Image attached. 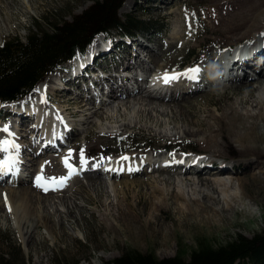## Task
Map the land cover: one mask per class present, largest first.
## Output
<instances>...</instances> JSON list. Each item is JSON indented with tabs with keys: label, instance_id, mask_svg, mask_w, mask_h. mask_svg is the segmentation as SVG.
Wrapping results in <instances>:
<instances>
[{
	"label": "rangeland",
	"instance_id": "1",
	"mask_svg": "<svg viewBox=\"0 0 264 264\" xmlns=\"http://www.w3.org/2000/svg\"><path fill=\"white\" fill-rule=\"evenodd\" d=\"M92 1L30 0L31 6H27V0H13L11 7H9L6 1L2 0L1 15H7L10 18V22L7 29L2 30L0 28V45L11 38L23 40L25 36L35 31L34 23L44 30L46 28L43 21L45 17L52 20L58 19L56 24L62 28L63 25L66 26L72 23L77 17H82V14L90 7L93 8L95 5L94 1L92 6H90ZM164 1L159 0L160 3ZM170 1H165L168 4L164 9L163 4L149 2V0H138V4L133 9H130L132 12L139 10V17L145 12H152L155 17L168 25V30L162 35L163 39H159L157 42L158 48L157 44L154 43L156 51H158L156 59L160 62L159 68L165 65L173 66L179 64L183 58L184 62H189L194 57L203 59L202 55L196 56L199 52L206 53L208 51L209 54H213L223 47L242 45L247 40L255 39L264 25L263 22L257 30L252 31L251 29L248 36L246 37L243 34L246 38L241 39V34L222 33L220 25L221 19L226 17L225 6L222 3H227L228 7L235 1ZM242 1L248 4H253L254 2V0ZM242 1L238 3H242ZM97 2L102 3L100 0H97ZM156 5H158L157 7L160 6L161 9L156 10ZM94 8L97 7L94 6ZM198 8H203L208 15L200 13ZM124 9L125 7L122 9L123 13ZM261 18H264V12H262ZM0 27H4V24H0ZM44 31H48V29ZM176 34L179 36L183 35L184 39H189L187 40V45L184 44L183 48L181 43L176 46V40L171 38ZM183 38L181 37L179 40ZM160 42L164 45L171 43L172 46H164L162 49ZM187 50H191V54H188ZM148 52L153 54L154 50H148ZM123 56H126L125 52ZM152 66H155V62H152ZM232 83L233 85L227 84L223 88L213 89L212 91L215 92L210 91L190 98L184 97V100L181 98L177 101L175 100V102H170L172 99L168 100L167 103L170 104L172 110L174 109V104L182 105L180 107L181 111L186 109V112L183 113L192 120V124L186 126L182 124L181 119L184 115L175 113V110L170 112V109H168L167 114L165 112L162 115H160V112L152 110L150 115L147 116L146 112L143 111L147 106L141 104L139 99L135 100L134 96L125 99L119 95L118 98L116 97L118 99L117 103L106 107L103 105L100 110H94L97 114H93L92 117L88 116L89 118L84 115L85 112L82 114L80 111H78V114L75 113L76 107H72L70 110L76 115L77 129H84L86 132H90V140H86L88 142L86 143V150L80 149L76 154L81 155L82 151L84 156L101 151H114L125 144L117 145L114 140L122 142L130 139L131 142L126 145L135 146L145 144L139 142V139H145L152 145L161 143L169 145L172 143V139H183V141L193 142L192 147L201 153H205L206 158L216 154H224L226 157L238 159L243 164L247 158L254 162L256 161L253 159L255 154L249 151L251 147L264 151V104L257 105L258 108L256 110H251L253 106H256L255 99L250 98L252 94L256 95L253 91L256 86L254 81L241 83L232 81ZM234 84L237 87H234ZM130 87L134 88V86ZM224 89V92L220 91ZM118 91V89L115 91L116 94ZM126 101L129 104L127 107L122 104ZM160 103L162 104L160 105L161 111L165 102ZM80 106H82V103ZM89 111H93L92 107L89 108ZM187 111L192 115H189ZM173 113L172 118L174 121L168 123L167 116ZM86 121H90L91 124L87 125ZM158 123H161V126H158ZM175 124L178 125L180 130L178 135H173L176 132L173 129ZM252 125L256 127L254 130L250 128ZM121 127L124 130L123 133L130 132L126 133L129 137H98L97 135L100 129L109 128V130H115ZM139 127L142 130H139ZM187 129L193 131V133H188ZM204 137H207V141ZM226 137L233 141V144L228 143ZM76 140L78 141L79 139ZM240 146H246V149L240 151ZM233 148L235 150L232 151ZM237 150L246 155H240L241 157L232 156V152ZM74 154L75 151L71 152L70 155ZM262 161L264 162V159ZM53 165L55 167L54 173L59 174L62 172V169L58 168L56 163H53ZM249 166L243 167L247 169H245L246 171H242V167L237 170H231L232 172L229 171L232 175L243 179L244 184L240 188L234 182V185L232 184L233 186L230 187L229 192L237 198V201L232 202V205H235L234 213L225 214L227 219L223 221L220 214L216 213L219 206L214 203V199L202 198L200 193L196 195L198 201H194V203L188 202L189 208L182 206L184 203L182 200L176 201L170 196L167 197L166 202L163 204L166 207L163 205H160L159 208L158 206L153 207V195L148 192L149 189L143 184L146 181H151L150 177L152 175H155L156 179L166 176H175L176 178L182 176L191 179L193 182L196 177L204 178L209 174L174 175L172 173L173 169H170L168 173L159 171L155 174L147 175L148 178L144 176L133 178L135 181L133 179V181L127 180L130 182L128 185L123 184L126 179L124 177L118 178V180L100 178L102 182L95 187L96 189L88 186L90 184L88 182L89 177L88 179L84 178L77 181V183L75 182L73 188H68V185L63 193H59L60 196L65 195L66 197L75 193V200L82 207L81 210L75 209L74 218L67 219L63 216V213H59V211H63L61 204L57 202L50 204L47 212L48 214L50 213L51 223L56 229L53 240L50 235L46 234L47 231H45L46 229L41 220L35 221L33 219L35 214H32L33 216L30 220L33 226V238H31V241H23L13 228L11 219L4 221V223L0 222V256L9 257V259H21L25 264H61V262L66 264L67 260H73L72 263L75 264H106L113 259L121 258L123 255L128 257L130 251H133L144 255L153 254L157 260H161L170 259L176 256L177 253L187 255L195 248L196 240L198 239L207 241L213 248H216L224 246L238 235L244 238H251L257 234H264V171L260 174L261 177L251 178L253 176L248 173L255 171L252 166ZM262 170H264V167ZM47 172H50L49 167ZM53 180L55 181L57 178H53ZM114 182L118 183V189L116 190H112V183ZM56 185L59 184L53 182L50 185H46V187L56 188ZM188 196L190 194L184 192L183 197L187 198ZM216 196L217 194H213L214 198ZM116 198L120 199L121 204L117 203ZM54 200H56L55 196ZM207 204L211 208L207 207L203 211L201 209L202 205L208 206ZM35 208L37 209L35 206L34 211H32L34 213ZM56 208L58 209L57 212H55ZM36 212H41V209H37ZM58 214L63 218L61 227L56 224L60 220ZM25 237L28 239V234ZM37 256L43 258L39 261Z\"/></svg>",
	"mask_w": 264,
	"mask_h": 264
},
{
	"label": "bare ground",
	"instance_id": "2",
	"mask_svg": "<svg viewBox=\"0 0 264 264\" xmlns=\"http://www.w3.org/2000/svg\"><path fill=\"white\" fill-rule=\"evenodd\" d=\"M4 1H6L7 6L11 7L13 0H4ZM231 1H235V2L230 4L227 7V10L225 11L226 17L221 19L222 21H221L220 25L222 27L221 28L222 33H226V34L232 33L234 35L241 34V37H242L241 39L246 38L248 36L249 32L251 31V29H252V31L257 30L258 27H260L261 23L264 22V18L263 19L261 18L262 12H264V0H254L253 4L245 3L242 0H231ZM240 1H242V3H238ZM26 5L31 6L30 0H27ZM1 6H2V0H0V24L3 23L4 27H0V28L3 30L5 28L7 29L9 27L8 24L10 22V18L7 15H3V16L1 15V11H2ZM2 14H3V12H2ZM95 30H97V29H93L91 31H88L87 33L89 34L90 32L95 31ZM261 30L264 31V25L262 26ZM243 34L246 37L243 36ZM181 37L183 38V35L179 36L178 34H176V35L172 36L171 38L173 40H176V42H177V40H179V38H181ZM255 39L256 40L258 39L257 36L255 37ZM155 44H157V48H158V43L155 42ZM255 44L261 45V47L256 48L257 51L253 54V57L247 56L248 58L245 57L244 59H242L243 63H240L239 61H237V63L239 64V68L236 72L239 75L238 77H239V80H241L240 82H244V81H247V80H245V77H248V75L245 74V70H243V68L248 67L251 70L253 68L254 71H259L257 73L255 80H254V82L256 83V86L253 89V91H254V93H256V95L252 94V96L250 97L251 99H253V98L255 99L256 106H253L251 110H254V109L256 110L258 108L257 105L264 104V71H263L264 70L263 69L264 59L260 60V63L263 65L259 64L258 61H255L256 58L259 56L264 57V52H263L264 49L262 48V46H263L262 43L257 44V42H256ZM249 46H252V44H249ZM246 48H248L247 43H244L242 45L239 44L234 53H237V55H243V52L245 51ZM254 48H255V46L250 48L249 52H251ZM218 57H220V55ZM250 58L253 61L252 63H251ZM200 59L201 58L198 57V60H200ZM128 61H129V56L127 57V59L124 62V65L126 67H128V64H129ZM137 61L140 62L141 61L140 58L134 59L133 64L136 63ZM240 76H241V78H240ZM52 78H53V76H49V78H47V80L50 82ZM70 81H72V79L67 80V82H70ZM113 84L117 85V81L116 82L114 81ZM227 84L228 83H219L217 86L220 88H223ZM230 85H233V83H230ZM218 87H215L213 89L216 90V89H218ZM234 87H237V85L234 84ZM118 88L119 87H117V86H115L114 88L112 87V92H113V89H114V91H116ZM39 89H40V87H39ZM213 89H211L210 91H212ZM124 91L127 92L128 90L124 89ZM133 91H136V93H132ZM139 91H141V88H137L136 90H130L129 92H131V94H129L128 96H124V97L127 98L130 96H134L135 100L139 99L141 104H143L144 106H147L143 110L144 112H146L147 116L150 115L152 110L153 111L155 110L158 113L160 112V115H162L165 112L167 114L168 109H170V112H173V110H175V113H179L180 115L181 114L184 115V117L181 118L182 124L184 126L192 124L191 118L186 116V114L183 113V112H186V109H184L185 111H181L180 107L182 105L174 104L173 105L174 109L172 110V108L170 107V104L165 102L164 100H161V99L156 100L151 94H149V93L146 94V92H144V93L140 92L139 93ZM141 93H143V94H141ZM51 94H52V97L54 99H58L60 96L58 91H56V90H52ZM196 95H198L197 92H193V93L190 92V93L183 95L181 98H183V100H184L185 99L184 97L190 98V97H194ZM66 96L69 97L68 95H66ZM103 96H104V94H103ZM120 96H122V95H120ZM116 97H117L116 93L113 92V98L116 99ZM13 101H17V100H13ZM13 101H10V102H13ZM85 102L86 101L82 100V101H80L79 104L76 103L77 106H76V109L74 110V112L77 114H78V111H80L81 114L85 112L84 115L85 116L87 115L86 117H88V116L92 117L93 114L94 115L97 114L94 111H89L90 107L88 108V105ZM127 102L128 101L123 102L122 104L127 107V106H129V104H127ZM160 102H165L164 108L161 111H160V108H161L160 105H162V104ZM178 102H180V101H178ZM81 103L83 104L82 106H80ZM78 107H80V108H78ZM53 108L59 111V107L53 106ZM83 108H85V109L81 110ZM93 109H94V107H93ZM50 112H51V110H49V108L45 109L44 110V116L48 117V114H50ZM187 112L189 113V115H192L189 111H187ZM237 113H236V115H238ZM173 115H174V113L170 116L166 115L168 123L174 121V119L172 118ZM16 116H18L17 112H16ZM19 123L22 126H24V123L21 121L20 117H19ZM86 123H87V125L89 123L91 124L90 121H86ZM158 126H161V123H158ZM250 128L252 130H254L256 127L252 125V126H250ZM173 129L176 131V132H174L173 135H178L180 132L178 125L175 124L173 126ZM139 130H142V129L139 127ZM148 131H150V130H148ZM187 132L191 133V134L193 133V131H191L189 129H187ZM184 133H185V131H184ZM166 135H167V133H166ZM204 138L207 141V137H204ZM226 140L228 143L233 144V141L229 140L227 137H226ZM247 148H250V147H247ZM243 149H246V146H240L239 150L242 151ZM233 150H235V148H233L232 151ZM240 151L237 150L236 152H232V156L241 157L243 155H246L244 153H241ZM249 151L253 152L255 154L253 159H255L256 161L251 162V159L247 158L245 160V163L243 164L241 170L246 171L247 169L243 168V167L250 165L254 168L253 170L255 171V172H251V173L249 172L248 173V174H250V176H253L251 178H254L256 176L261 177L260 174L263 173V171H264V170H262V168L264 167V162L262 161V159H264V151H259L255 147H251V150H249ZM126 156L127 155L122 156L121 159H120V157L117 158L116 161L120 160L119 164H118V169L116 171L117 174H120V173L128 174V173H130L128 168L133 166L134 163H137V160L134 159V157H126ZM220 156H224V154H222ZM31 160L33 161V163L37 162V160L35 158H33ZM199 174L201 175V173H198V175ZM144 176H146L148 178L149 175L148 176L144 175ZM111 178H119V177H112L111 176ZM127 178L123 182L124 185H128L130 183L127 180H132L131 178L130 179H127ZM150 178H151V181H146L143 184H145L146 187L149 189L148 192L151 195H153V197L151 196L153 198L152 199V206L153 207L158 206V208H159L160 205H163L166 202L167 197L170 196L171 198L176 199V201L182 200L184 202L182 206H184V208H189L188 202L194 203V201L195 202L198 201L196 198L197 197L196 195L200 193L202 195V198L205 197V198H208V200L214 199V203L219 206L216 213L218 212L220 214L222 221L227 219V216L225 214L234 213L233 209H235L234 208L235 205L233 206L232 202L237 201V198L230 194V192H229L230 187H232L234 185L233 184L234 182H236V185L240 188L243 187V184H244L243 179L239 178L238 176L232 175V173H230L229 170H227V169L215 170V171H213V173H211L210 175H208L207 177H204V178L196 177V180L194 179L195 181H193V182L191 181V179H187L186 177H182V176L179 178H176L175 176H171V177L166 176V177H162L161 179H156V176L152 175V177H150ZM8 180H11V182L14 184L19 183V181L15 180L14 178H9ZM88 182L90 183V184H88L89 187H91V188L93 187L94 189H96L95 187L99 186L101 184L102 180L98 177H94V178L89 177ZM138 182H139V180H138ZM54 183L59 184V185H56L55 186L56 188H49V187H46V185L44 183H40L41 185H43V187H41L38 185V183H34V184L30 183L29 185H26V183L24 181H22L20 184H17L16 188L0 187V222L4 223V221H8L9 219H11L13 228L20 235V237L23 239V241H27V240L31 241V238H33L32 237L33 226L31 224L30 220L33 216L32 214H35L33 219H35V221L41 220L44 228L46 229L45 231H47L46 234L50 235L52 240H53V238L55 237L54 233H55L56 229L53 226V223H51L52 220L50 219V215H49L50 213L48 214V212H47V210L50 208V204H52L53 202H57L58 204H61V206L63 207V211H59V213L60 212L63 213V216L66 217L67 219L68 218H74L75 217V215H74L75 209L81 210V207H82V205L80 206L78 201L75 200V196H74L75 193L74 194L70 193L72 196H69V197H66L65 195L60 196L59 193H63L65 191V188L67 187L65 184V181H61L60 179H57L54 181ZM112 184H113L112 190L118 189V183L114 182ZM24 185H26V186H24ZM134 185H136V184L134 183ZM130 186H132V185H130ZM73 192H75V191H73ZM184 192L186 194H190V196H188L187 198L183 197ZM231 193H233V192H231ZM4 194H6V196H7L6 200H5ZM213 194H217V196L214 198ZM54 196H55L56 200H54ZM117 203L121 204L120 199H117ZM35 206L37 207L38 210L41 209V212L37 213L36 208H35V213L32 212V211H34ZM163 206H165V205H163ZM207 207L211 208L210 205H208V206L202 205L201 209H203V211H204ZM201 209H198V210H201ZM55 210H56L55 212H57L58 209L56 208ZM212 210H214V209H212ZM51 214H52V210H51ZM58 216L60 217V220H58L56 222V224L59 227H61V224L63 222V218L61 217L60 214H58ZM27 234H28V239H26V237H25V235H27ZM42 258L39 256L37 259L40 261V259H42Z\"/></svg>",
	"mask_w": 264,
	"mask_h": 264
},
{
	"label": "trees",
	"instance_id": "3",
	"mask_svg": "<svg viewBox=\"0 0 264 264\" xmlns=\"http://www.w3.org/2000/svg\"><path fill=\"white\" fill-rule=\"evenodd\" d=\"M94 1L82 17L59 27L58 19L45 17L46 28L34 23L35 31L23 40L11 38L0 45V99L10 102L20 99L31 88L38 77L57 60L67 56L76 47H81L89 38L88 31L105 30L116 26L119 31L132 33L135 29L150 28L142 25L138 14L125 16L123 24L116 18L117 7L122 0ZM94 10L96 11L94 13ZM106 10V11H105ZM141 11V10H140ZM79 19V20H78ZM148 23V22H147ZM37 26V27H36ZM92 26V27H91ZM154 26V25H153ZM195 248L187 255L177 253L170 259L157 260L153 254L130 251L128 257L113 259L106 264H264V234L251 238L236 236L224 246L213 248L209 242L196 240ZM73 260H67L66 264ZM0 264H25L21 259L0 256ZM61 264H64L61 262Z\"/></svg>",
	"mask_w": 264,
	"mask_h": 264
},
{
	"label": "snow or ice",
	"instance_id": "4",
	"mask_svg": "<svg viewBox=\"0 0 264 264\" xmlns=\"http://www.w3.org/2000/svg\"><path fill=\"white\" fill-rule=\"evenodd\" d=\"M202 69H201V66L199 65H192L188 68H185L183 69L181 72H172L171 74L167 71H165L163 74H162V78L164 80L165 83H169L171 82L172 80L174 79H178L179 77L183 76V77H186L188 79H193V80H198L200 79V73H201ZM161 77L158 76L157 79H160ZM7 130V129H5ZM11 143V141H5L4 144H9ZM69 152H72L73 150L72 149H69L68 150ZM65 161H67V157H65ZM84 161V156H83V152L81 151V162L83 163ZM4 162L3 161H0V165H2ZM69 167H72V165H69ZM10 170V169H9ZM0 171H4V168L3 167H0ZM37 183L39 186L43 187V185H41L39 182H40V177L39 175L37 176ZM55 179V178H54ZM61 181H64L66 178L65 177H60L59 178ZM5 195V200L7 199V196L6 194Z\"/></svg>",
	"mask_w": 264,
	"mask_h": 264
},
{
	"label": "water",
	"instance_id": "5",
	"mask_svg": "<svg viewBox=\"0 0 264 264\" xmlns=\"http://www.w3.org/2000/svg\"><path fill=\"white\" fill-rule=\"evenodd\" d=\"M96 32H97V30L90 32L88 35L85 36V38H90Z\"/></svg>",
	"mask_w": 264,
	"mask_h": 264
}]
</instances>
